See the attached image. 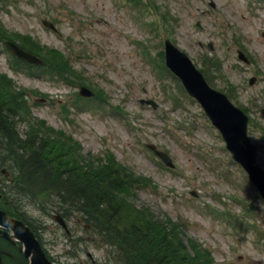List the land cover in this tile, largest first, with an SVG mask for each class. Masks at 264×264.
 <instances>
[{"label":"rangeland","instance_id":"obj_1","mask_svg":"<svg viewBox=\"0 0 264 264\" xmlns=\"http://www.w3.org/2000/svg\"><path fill=\"white\" fill-rule=\"evenodd\" d=\"M152 4L168 9L170 32L155 10L119 7L117 0H0V24L15 41L25 36L38 43L41 54L48 52L47 57L52 52L57 59L68 57L80 75L55 80L17 70L1 43L0 74L24 93L33 125L40 121L71 136L95 165L111 157L134 179L144 178L145 184L134 183L129 201L160 220L181 224L183 241L194 243L186 244L190 255L198 248L211 261L207 264H264V200L231 161L201 108L164 72L160 52L166 37L207 74L213 88L246 112L248 136L257 145L256 161L264 171V8L246 0ZM42 20L54 24L56 31L45 28ZM226 22L239 30L238 47L250 65L236 60L231 43L230 51L223 48L222 34L232 32ZM205 57L213 58L216 66L205 64ZM251 76L256 81L249 87ZM81 83L94 92L90 100L78 96ZM139 99L153 100L157 107L141 105ZM16 125L20 133L25 130L22 123ZM145 144L167 153L175 168L161 165ZM8 167L13 177L14 168ZM14 194L15 204L8 197V205L24 213L54 264H113V249L85 228L80 215L63 217L70 232L65 236L52 218L54 212L48 211L51 207L17 194V188ZM249 202L255 211L249 210ZM11 252L16 260L6 264H25Z\"/></svg>","mask_w":264,"mask_h":264},{"label":"trees","instance_id":"obj_2","mask_svg":"<svg viewBox=\"0 0 264 264\" xmlns=\"http://www.w3.org/2000/svg\"><path fill=\"white\" fill-rule=\"evenodd\" d=\"M160 16L165 27L170 24L168 11H163ZM169 29L164 28L170 32ZM23 38L18 40L20 46L42 57L45 68L41 71L47 76L66 80L71 75L79 77L66 58L57 59L54 52L47 57L49 53L41 54L37 42ZM4 39L17 40L0 24V42ZM14 60L17 70L31 72L33 69ZM23 96L24 93L14 89L0 74V166L15 168L17 194L44 202L51 207L48 211L55 209L63 217L71 213L80 215L92 233L113 249V264L211 262L198 248L190 255L187 245L194 243L186 241V245L183 242L179 231L181 224L160 220L151 210L129 201L134 183L143 181L145 184L144 178L134 179L109 155L106 163L95 165L91 158L81 154L71 136L50 129L40 121L33 125L29 105ZM17 120L26 126L23 133L18 130ZM12 194L15 204V194ZM12 211L27 221L23 212Z\"/></svg>","mask_w":264,"mask_h":264},{"label":"water","instance_id":"obj_3","mask_svg":"<svg viewBox=\"0 0 264 264\" xmlns=\"http://www.w3.org/2000/svg\"><path fill=\"white\" fill-rule=\"evenodd\" d=\"M42 24L53 28L52 24L48 22H42ZM164 41V60L167 68L178 77L188 95L196 99L206 117L220 131L222 139L226 142L227 150L230 151L234 160L248 173L249 181L254 184L258 193L264 199V171L261 170L255 161L257 154L255 145L247 138L246 124L248 117L242 111L231 105L224 95L210 88L204 81L201 73L196 70L183 51L180 52L168 40L165 39ZM5 46L9 48L13 56L17 59L35 66L43 64L39 58H35L26 51L24 52L14 43L5 42ZM250 83L252 84L253 81L251 80ZM79 90L81 96H92V93L84 87ZM140 102L155 107L152 101L141 100ZM149 148L164 164L172 166L166 154L156 152L151 146ZM54 219L66 229V226L59 216H55ZM0 227L11 230L12 232V235L9 236L7 232L0 228V234L5 239L13 243L19 241L23 244L24 256L29 259L30 264H51L44 256L36 238H34L28 227H25L19 220L6 216L5 212L1 210ZM0 264H3L1 257Z\"/></svg>","mask_w":264,"mask_h":264},{"label":"flooded vegetation","instance_id":"obj_4","mask_svg":"<svg viewBox=\"0 0 264 264\" xmlns=\"http://www.w3.org/2000/svg\"><path fill=\"white\" fill-rule=\"evenodd\" d=\"M235 39H237V38H235ZM0 172H2V174H3L2 178L5 179L4 183H9L12 181V179H10V172H6L4 169H0ZM13 249L16 251H19L18 245H13L12 243L10 244L9 242L5 241V239H2L0 237V250L4 251L6 253H9L8 250H13ZM15 260H16V257L12 259V261H15Z\"/></svg>","mask_w":264,"mask_h":264}]
</instances>
